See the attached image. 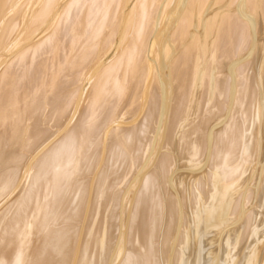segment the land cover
I'll list each match as a JSON object with an SVG mask.
<instances>
[{
	"label": "bare ground",
	"instance_id": "obj_1",
	"mask_svg": "<svg viewBox=\"0 0 264 264\" xmlns=\"http://www.w3.org/2000/svg\"><path fill=\"white\" fill-rule=\"evenodd\" d=\"M0 264H264V0H0Z\"/></svg>",
	"mask_w": 264,
	"mask_h": 264
}]
</instances>
